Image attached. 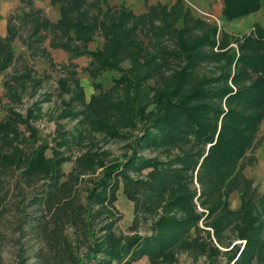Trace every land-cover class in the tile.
<instances>
[{
  "label": "trees",
  "instance_id": "trees-1",
  "mask_svg": "<svg viewBox=\"0 0 264 264\" xmlns=\"http://www.w3.org/2000/svg\"><path fill=\"white\" fill-rule=\"evenodd\" d=\"M261 1L220 0V16L230 21L251 14ZM143 3L144 11L135 14L107 0H48L57 12L51 21L32 0H18L5 18L0 74L21 60L14 40L48 64L47 48L64 51L69 62L61 65L65 76L56 80V94L67 95L60 116L76 118L70 130L57 127L48 142L32 125L37 103L24 114L6 106L0 219L12 180L19 233L14 264H131L142 256L147 264H171L179 251L210 261L223 255L224 264H264V191L243 174L263 142L264 25L254 22L247 33L234 35L194 16L182 0ZM96 34L100 45L88 49ZM79 56L88 58L84 70L96 90L88 100L70 69ZM23 69L2 82L12 104L20 102L17 89L41 81L26 63ZM106 71L119 72L108 88L97 81ZM94 134L128 140L125 150L106 160L107 151L89 147ZM86 144L64 175L72 147ZM84 174L81 195L76 184ZM36 184L27 198L23 187ZM118 188L131 202V234L114 230L121 216L113 204ZM233 192L235 209L228 202ZM146 222L149 233H138ZM23 236L35 244L30 255ZM4 238L0 228V249ZM234 238L243 244L231 243Z\"/></svg>",
  "mask_w": 264,
  "mask_h": 264
},
{
  "label": "rangeland",
  "instance_id": "rangeland-1",
  "mask_svg": "<svg viewBox=\"0 0 264 264\" xmlns=\"http://www.w3.org/2000/svg\"><path fill=\"white\" fill-rule=\"evenodd\" d=\"M39 2L38 0H35ZM174 0H147L148 4L161 3L170 5ZM183 4L188 7L191 13L194 16L200 17L210 23L217 25L219 28H223L227 32L234 35H241L247 33L251 29L252 23H258L264 25V1H261L260 8L248 15L240 16L230 21H226L220 16L221 2L220 0H182ZM11 4L10 7L4 11L0 12V36L4 35L2 32V19L5 20L8 14L14 12L18 4V0H0L1 4ZM109 6L117 8L120 4L128 7L135 14L141 13L144 11L143 0H107ZM35 5V4H34ZM36 6V5H35ZM42 8L45 15L51 20L54 21L57 18V12L55 8L51 7L48 4L42 3ZM141 38V37H140ZM101 37L96 34L92 41L87 43L88 49H93L98 47L101 43ZM45 41L44 45H46ZM12 48L15 52V55L21 57L16 58L15 62L10 65V67L0 74V121L5 117V110L7 105H12L14 109L22 114L25 113L27 108L32 107L33 103H37V114L36 117L32 120V125L36 128L39 136L46 138L49 142V139L54 134L57 127H61L65 130H70L76 122V118L71 117H62L60 113L63 108H65L64 100H67V95L63 97H58L56 94L57 84L56 80L59 77H64V70L61 65H65L69 62L67 54L60 49H50L47 50L50 53L52 64H48L45 59L41 57H29L25 47L18 41L14 40L12 42ZM74 67H70L75 72V78L78 81V85L82 89L83 97L85 100H88L89 95L96 93L91 86V80L84 70V67L87 65L88 58L85 56H79L70 60ZM23 63L27 64L30 68L31 75L33 78L41 79L40 84L28 85L24 91L17 89L20 94L19 103H11L6 96L5 87L2 82L6 78L8 73H21L23 69ZM119 72L116 71H106L102 73L97 81L101 83L104 88H108L112 85L111 78L117 77ZM18 130L22 134L27 135V131L24 129L22 124L18 125ZM258 137L263 138V142L258 144L253 149V154L255 155V162L251 166H246L243 169V174L246 177L252 179L253 184L257 187L258 191H264V119L260 123ZM90 140V139H89ZM91 145L86 144L84 147L73 146L70 152L71 159L62 164V172L64 175L68 174L73 166V158L78 155L79 151H84L89 145L92 149L105 150L108 155L105 157L106 160H111L115 157H119L120 154L125 150L124 144L128 141L126 140H117V139H106L102 135L94 134ZM88 143V142H87ZM94 145V146H93ZM93 146V147H92ZM144 155H151L147 150L141 152ZM46 155H49V151H46ZM87 175H81V180L77 182L76 187L83 194V187L87 185L86 183ZM12 180L8 182L9 196L8 202L5 201L3 206H5V211L3 216L0 219V228L5 235L4 244L0 249V253L3 259L2 264H14V254L17 249L16 238L18 232L14 229V220L15 214L12 208L13 201H15L14 191L12 190ZM37 189V184L34 189L28 187H23V194L28 198L32 193ZM27 202V199H25ZM229 207L232 209L237 208L238 206V195L236 192L230 194L228 198ZM114 207L120 213V219L115 224V232L121 234H131L132 230L128 229V225L131 220V202L128 201L121 193L120 188L116 191V199L114 201ZM7 209V210H6ZM138 233L148 234L149 229L146 223H141L137 228ZM70 233V232H69ZM70 235V234H69ZM20 243L26 255H30L33 249H35V244L29 236H23L20 238ZM233 244H243L242 240L234 238L232 240ZM83 243L79 244L80 250H83ZM230 246V245H229ZM227 248L217 246L219 250H227ZM29 262H33L32 259ZM224 256H216L215 261H210L204 255H193L189 252L179 251L175 253V261L171 264H224ZM131 264H147L146 257L142 256L138 260L132 262ZM226 264H231L227 262Z\"/></svg>",
  "mask_w": 264,
  "mask_h": 264
},
{
  "label": "crops",
  "instance_id": "crops-1",
  "mask_svg": "<svg viewBox=\"0 0 264 264\" xmlns=\"http://www.w3.org/2000/svg\"><path fill=\"white\" fill-rule=\"evenodd\" d=\"M32 1L37 7H43L42 3L48 4V0H38L39 2H36L35 0H32ZM10 5H11L10 3L9 4H6V3L1 4L0 12L6 11L10 7ZM4 26H5V20L2 19V32H4Z\"/></svg>",
  "mask_w": 264,
  "mask_h": 264
}]
</instances>
